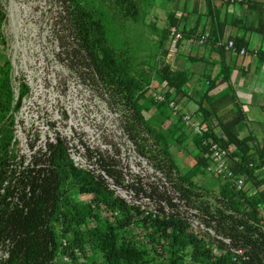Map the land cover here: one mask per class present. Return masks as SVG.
<instances>
[{"label":"rangeland","instance_id":"374dc122","mask_svg":"<svg viewBox=\"0 0 264 264\" xmlns=\"http://www.w3.org/2000/svg\"><path fill=\"white\" fill-rule=\"evenodd\" d=\"M76 2L102 20L104 36L127 66V75L147 95L164 94V71L181 66V55L160 36L168 26L148 21L146 12L138 22L118 23L105 0H0V77L9 78L13 92L10 107L0 113V148L9 142L0 155L8 157V173L22 169L33 153L59 136L70 160L101 176L106 199L117 201L113 208L103 207L105 213L120 220L133 217L127 234L136 231L137 218L150 213L167 222L162 248L167 250L176 238L185 264H198L207 254L236 253L230 217L242 203L235 189L193 160L199 149L177 110L170 108L163 125L153 120L155 107L149 106L143 119L131 110L100 59L94 61L85 51ZM182 131L185 140L179 144L176 136ZM260 178L256 171L242 186L255 201ZM69 182L71 201L84 204L94 198ZM119 200L131 209H122ZM260 216L264 220V210ZM55 227L60 230L59 224ZM134 234L143 238L139 230ZM158 241L154 238V244ZM8 254L5 242L0 264ZM77 263L92 264L82 257Z\"/></svg>","mask_w":264,"mask_h":264},{"label":"trees","instance_id":"16d2710c","mask_svg":"<svg viewBox=\"0 0 264 264\" xmlns=\"http://www.w3.org/2000/svg\"><path fill=\"white\" fill-rule=\"evenodd\" d=\"M157 1L105 0L112 18L118 23L140 21L142 13L156 6ZM76 6L85 51L94 61L100 59L99 64L106 76L124 90L131 110L140 119H143L145 110L152 106L155 107L154 122L163 125L172 108L169 103L176 105L177 97H188L202 110L199 122L207 127L202 137L191 131L199 149L193 160L207 171L211 160L205 157L208 153L205 139H211L221 150L226 151L227 168L231 176L221 178L235 189L236 198L242 203L235 211L236 215L230 217L229 236L235 243L236 253L207 254L204 255V261L198 264H264V220L260 216L264 210V189L260 190L264 186V145L261 146L251 136L239 137L236 127L245 120L239 106H234L230 121L223 122L216 118L219 107L212 106L214 98L208 97L216 84L228 76L223 70L214 78L206 74L204 79L209 81V85L205 91L202 94L199 91L187 93L183 88L190 85L192 74L189 71L165 70V84L173 91V95L166 92L162 95L163 101L155 100L127 75V66L122 64L119 55L104 36L102 20L77 2ZM167 19L169 28H177L173 13L170 12ZM196 31L197 27H194L187 37H195ZM180 33L184 40L183 31ZM219 43L223 42L208 37L205 45L217 46L223 56L226 52L223 46H218ZM263 60L264 52L258 54V61L261 63ZM221 67H226L223 58ZM226 94L231 96L232 92L228 90ZM12 97L9 78L0 77V113L10 107ZM231 99L234 103L235 97ZM180 117L179 120L185 125ZM184 140L185 133L182 131L176 136V142L182 144ZM8 147L9 142H4L0 151L6 152ZM30 158L22 169L8 173V157L0 155V245L5 242L9 244L5 264H78V253L92 264H185L182 251L175 244L176 238L167 250L162 245L163 240L167 239L166 221L150 213L137 218L133 222L136 225L134 233L138 230L143 232V238H140L132 231L127 234L133 217L126 216L120 220L105 213L103 207L113 208V203L117 201L109 202L106 199L103 194L107 193L105 182L101 176L74 165L61 137L56 138V143L46 142L44 149H39ZM256 171L261 175L255 184L259 190L258 201L250 199L242 188L237 190L235 187L236 179L243 177L245 183L255 177ZM69 181L77 185L80 191L92 193L94 198L84 204L71 201L66 187ZM119 206L124 210L128 207L124 200H119ZM56 224L60 225L59 231ZM154 233L160 244H154ZM157 248H162L161 252Z\"/></svg>","mask_w":264,"mask_h":264},{"label":"crops","instance_id":"0c3cea01","mask_svg":"<svg viewBox=\"0 0 264 264\" xmlns=\"http://www.w3.org/2000/svg\"><path fill=\"white\" fill-rule=\"evenodd\" d=\"M157 2L156 6H152L147 11L148 21L163 22V25L168 26L167 18L171 12L177 21L178 30L183 31L185 36V39L174 49L167 33L160 34L165 39L168 38L169 50L181 55L177 60L178 65L181 66L174 68L173 71H189L192 74L190 85L183 88L184 92L199 91L202 94L209 85V81L205 80L204 76L210 74L211 78H214L223 70L228 76L227 79L217 83L208 93L209 98H214L212 106L219 107L216 118L223 122L230 121L234 115V106H239L245 117L244 122L236 127L239 137L251 136L263 146L264 60L260 63L258 54L264 52V0H236L234 3L223 0H158ZM194 27H197L195 37H187ZM201 33L223 43L232 40L245 48L246 54L240 56L225 51L222 56V51H219L217 46L199 45L195 42L196 36ZM221 58L226 66L224 68L221 67ZM186 61L190 65L185 63ZM163 86L162 93L172 94L173 91L168 89L166 84ZM228 90L232 92L231 96L226 94ZM150 93L152 91L149 95ZM232 97H235L234 103ZM223 101L226 103H222ZM175 102L179 115L187 114L194 121H201L202 110L194 101L188 97H177Z\"/></svg>","mask_w":264,"mask_h":264},{"label":"built area","instance_id":"2783aa9c","mask_svg":"<svg viewBox=\"0 0 264 264\" xmlns=\"http://www.w3.org/2000/svg\"><path fill=\"white\" fill-rule=\"evenodd\" d=\"M224 2L234 3L236 0H223ZM168 38L171 43V46L175 49L176 45L183 41L182 34L176 27H170L168 30ZM208 35L205 33H201L197 36L196 42L199 45H204L207 43ZM218 46H223L224 50L227 52L239 54L243 56L246 54L245 48L237 47L235 42L230 40L224 43H219ZM152 98L158 101H163V96L160 94L153 93ZM169 106L177 110L176 105L173 102L169 103ZM182 120L186 126H188L191 131L202 137L203 134L207 131V127L201 122L194 121L190 115L182 114ZM204 145L208 147V153H206L205 157L209 158L211 161L207 166V172L214 174L215 176L230 177L231 173L227 168V159H226V151L221 150L220 147L214 143L211 139H205ZM75 165V164H74ZM76 166V165H75ZM78 167V166H76ZM79 169L85 170L82 167H78ZM244 183V178L239 177L235 181V187L237 190L241 189ZM80 257V253L77 254ZM67 260V259H65ZM235 260V258H233Z\"/></svg>","mask_w":264,"mask_h":264}]
</instances>
